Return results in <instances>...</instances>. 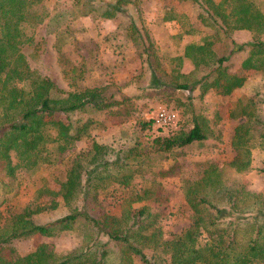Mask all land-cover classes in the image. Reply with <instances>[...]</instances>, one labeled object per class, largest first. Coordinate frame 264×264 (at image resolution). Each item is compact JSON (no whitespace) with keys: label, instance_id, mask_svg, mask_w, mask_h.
<instances>
[{"label":"trees","instance_id":"16d2710c","mask_svg":"<svg viewBox=\"0 0 264 264\" xmlns=\"http://www.w3.org/2000/svg\"><path fill=\"white\" fill-rule=\"evenodd\" d=\"M40 1L0 0V170L6 176L51 163L79 140L88 125L73 126L69 113L109 106L98 87L65 91L29 65L22 45L31 38L25 36L23 24L41 23L46 16H52L40 10ZM131 1L114 0L100 5L101 15L111 18L124 13L125 4ZM190 1L203 10L201 23L214 33L231 37L235 30L248 31L251 39L237 42L230 38L231 47L221 56L211 48V35L186 44L183 56L191 60L194 70L206 66L207 72L192 81L191 74L182 75L184 79L171 85L188 92L197 86L200 96L209 89L229 94L245 80L227 71L224 63L233 53L246 50L241 61L243 69L264 68V10L256 0ZM130 28L135 30L133 23ZM140 43L148 53L142 38ZM151 82L163 84L154 69ZM52 90L57 91L56 97L51 95ZM261 106L264 94L238 106L245 121L234 129L231 144L236 153L229 161L238 172L250 168L249 147L264 150V119L255 113ZM190 122L188 129L155 125L173 132L150 136L144 142L136 139L119 146L92 142L87 151L74 158L57 191L40 190L60 197L67 207L65 214L47 223L33 222V213L57 207L59 201L53 200L35 209L25 207L0 226V264H135V260L140 264H264V196L246 184L223 180L213 162L205 164L200 178L181 180L191 214L190 223L179 232L165 234L160 224L162 210L149 207L151 202L161 203L157 183L153 189L125 192L119 215L88 213L85 201L96 199L98 190L112 184L120 190L128 188L136 174L143 175L142 166L210 137L202 115L191 110ZM253 124L260 128L256 136L250 134ZM258 171L264 173V162ZM145 201L150 203L135 205ZM69 230H78L80 241L67 252H59L52 243L40 240ZM29 238L36 239L32 249L26 253L17 251L13 241Z\"/></svg>","mask_w":264,"mask_h":264},{"label":"rangeland","instance_id":"374dc122","mask_svg":"<svg viewBox=\"0 0 264 264\" xmlns=\"http://www.w3.org/2000/svg\"><path fill=\"white\" fill-rule=\"evenodd\" d=\"M113 1L41 0L40 10L52 15L51 18L46 16L41 23L23 24L25 36L31 41H24L22 51L31 68L65 91L98 87L109 106L69 113L73 126L87 124L88 128L51 163L31 171L18 170L14 176H6L0 170V226L9 223L25 207L35 209L49 205L53 200L59 201L57 207L33 213V222L47 223L65 214L67 207L60 197L40 190L57 191L74 158L79 152L87 151L92 142L128 145L136 139L144 142L150 136L173 132L150 122L159 107L176 113L177 123L173 129L191 126V110L202 115L211 131L210 137L142 166L143 175L136 174L128 188L120 190L112 184L98 190L96 199L90 197L85 201L89 214L119 215L125 192L140 191L143 187L153 189L157 183L161 203L145 201L135 205L150 203L152 210L161 209L160 224L164 233L179 232L188 226L191 214L181 180L200 178L207 162L215 163L222 179L228 183L246 184L264 196V173L258 171L264 162V150L249 147L250 168L245 172H238L229 165L236 153L231 144L234 129L245 121V117L239 115L238 106L246 105L250 97L263 96L264 68L243 69L241 61L247 54L243 50L233 53L224 63L229 73L245 77L243 84L229 94L209 89L200 96L197 86L188 92L171 85L173 81L184 79L182 75L191 74L189 79L192 81L207 72L206 66L194 70L191 60L183 56L186 44L211 35V48L221 56L229 51L230 38L245 42L251 39L250 33L235 30L230 33L231 37L214 33L201 23L199 16L203 10L190 0H132L125 4L124 13L103 17V7L99 6ZM256 2L264 10V0ZM131 23L135 30L130 28ZM140 37L148 46V53L143 51ZM261 39L264 40V35ZM151 69L163 84H152ZM51 95L56 97L58 93L52 90ZM263 109L264 106L255 110L262 119ZM259 132L256 124L250 126V134L256 136ZM78 233V230L63 231L40 240L52 243L59 252H67L78 245ZM35 240H14L13 245L20 253H26L32 249ZM135 264L140 262L135 260Z\"/></svg>","mask_w":264,"mask_h":264},{"label":"built area","instance_id":"2783aa9c","mask_svg":"<svg viewBox=\"0 0 264 264\" xmlns=\"http://www.w3.org/2000/svg\"><path fill=\"white\" fill-rule=\"evenodd\" d=\"M152 123L157 126L174 128L177 123V115L174 111L159 107L152 115Z\"/></svg>","mask_w":264,"mask_h":264}]
</instances>
